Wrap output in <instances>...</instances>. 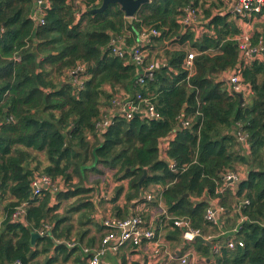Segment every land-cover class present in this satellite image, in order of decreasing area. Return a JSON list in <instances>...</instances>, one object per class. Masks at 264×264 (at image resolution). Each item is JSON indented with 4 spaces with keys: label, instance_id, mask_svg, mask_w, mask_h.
Masks as SVG:
<instances>
[{
    "label": "trees",
    "instance_id": "1",
    "mask_svg": "<svg viewBox=\"0 0 264 264\" xmlns=\"http://www.w3.org/2000/svg\"><path fill=\"white\" fill-rule=\"evenodd\" d=\"M37 1L48 3L43 24L31 18ZM230 1L149 0L126 18L117 4L92 12L102 0H0V264H87L82 249H93L97 238L84 245L81 217L74 222L59 209L68 195L97 191L85 173L103 170L113 181H128L127 203L159 188L171 217L167 240L181 243L174 218L189 220L203 238L216 234L210 245L197 238L184 245L182 252L191 248L200 264H264V61H241L237 18L225 13ZM186 7L201 11L203 34L178 25ZM144 27L161 30L149 49L159 66L139 86L135 65L110 49L120 41L131 47ZM259 42L264 20L253 24L251 43ZM189 50L191 76L183 69ZM78 66L83 71L74 73ZM238 68L251 91L243 102L225 79ZM120 91L151 99L161 119L135 117L97 131ZM181 121L188 127L178 130ZM239 166L246 178L238 174L233 190L223 176ZM40 175L78 185L34 198L31 182ZM115 191L120 196L123 188ZM211 206L222 208L218 226L205 220ZM32 234L39 235L34 242ZM231 237L243 246L228 249Z\"/></svg>",
    "mask_w": 264,
    "mask_h": 264
},
{
    "label": "built area",
    "instance_id": "2",
    "mask_svg": "<svg viewBox=\"0 0 264 264\" xmlns=\"http://www.w3.org/2000/svg\"><path fill=\"white\" fill-rule=\"evenodd\" d=\"M48 7V3L37 1V6L31 15V18L36 20L38 24H43V18L45 16V9ZM264 7V0H231L229 6L225 10V13L231 14L238 20L239 34L234 37L236 46L238 47L240 59L245 63L252 61H264V43L259 42L258 45L253 46L251 43L253 21L261 14ZM201 11L192 7H186L182 9L181 16L177 19V23L180 26L191 28L196 36L203 34L206 29L199 23V16ZM161 36V30L156 27L142 28V30L136 35L135 42L131 47L124 46L123 42H117L111 46L110 52L118 58L128 57L127 64L132 63L137 70L136 84L144 86L145 80L152 77L153 71L159 66L158 61L150 60V47L152 46V39ZM169 46V45H167ZM195 53L189 50L184 62L183 69L188 71V76L193 74V59ZM83 66H78L74 73L82 72ZM75 82V80H74ZM228 90L230 93H241L243 97H248L251 94L248 84L242 83L241 69L238 68L235 72L228 75ZM101 119L95 124L97 131H104L110 126L117 124L120 121L129 122L135 117H140L147 120L158 121L161 119L160 114L157 112L155 105L151 102V99L144 98L140 93H128L120 91L115 97L112 98L109 105L102 111ZM182 127H188V122L181 121ZM239 140L244 144V137L239 136ZM169 141H164L163 148L168 147ZM223 179L228 184L236 183L238 181V175L233 172H227ZM56 183V184H55ZM57 182L52 181L45 175L35 177L31 182V194L34 198H39L43 195V191H50L55 195L61 186L57 187ZM155 192H149L145 194V200L148 202L155 201L162 207L161 197L156 195ZM157 197V198H156ZM157 203V204H158ZM244 204H248L247 201ZM163 208V207H162ZM23 211L19 210L13 218H17ZM222 212L221 207H208L205 212V220L213 225H219L218 214ZM160 223L168 221L171 217L163 209ZM173 225L182 232L183 244H189L194 241L195 238L201 236L199 230L191 228L189 220L184 218H174ZM102 226L105 230L99 245L96 248L83 247V253L88 255L87 264H101L103 258L108 252H116L121 247L129 246L133 249H140L144 244H148L151 252V260L154 264H200L199 260L191 252L181 253L178 257L169 255L168 257L162 253V245L159 240L158 231L156 225L152 222H147L142 215H132L125 219H119L110 216L106 218ZM48 228V227H46ZM236 230H233V233ZM221 236L225 233L221 232ZM202 237V236H201ZM205 240L211 241L212 238L204 237ZM70 248H73L75 244L73 242L67 243ZM226 246L228 249H234L235 247H242L241 241H236L234 238H230ZM219 251V246L214 247V252ZM182 252V251H181ZM14 264H20L15 262Z\"/></svg>",
    "mask_w": 264,
    "mask_h": 264
},
{
    "label": "crops",
    "instance_id": "3",
    "mask_svg": "<svg viewBox=\"0 0 264 264\" xmlns=\"http://www.w3.org/2000/svg\"><path fill=\"white\" fill-rule=\"evenodd\" d=\"M264 17L256 18L253 21V24H255L258 21H263ZM237 23L238 20H237ZM171 48H178V45H171ZM228 78V75H225V79ZM239 177L241 179L246 178V171L242 169V167L239 166L238 168ZM110 185L108 187L101 186L95 190L99 191V195H94L93 197H86L88 195H91L92 193H84L77 196H71L68 195V197H64L61 201V207L59 209L60 212H67L66 214L76 222L79 217H81V224L83 225V230L86 232V237L84 239L83 244L86 245V241L90 237H96V243L95 246L92 248H96L99 245V239L100 235L104 234L105 230H102V223L106 218H109L110 216L116 217L119 219H125L132 215H142L145 220L148 222H152L154 225H156V229L158 231L159 240L162 245V253L165 256L172 255L174 257H178L184 248L183 241L181 239V243L178 244L176 241H170L167 240V224L168 221H164L163 223H160V219L162 217L163 209L165 208L162 204V207L160 204L155 203V201L148 202L145 200V198L141 197L142 201L133 200L130 203H127L125 192L127 190L128 181L122 180V181H111ZM234 183H232V188L234 187ZM121 187L123 188V193L120 196H116V188ZM225 186L219 188L220 191H223ZM156 189L159 188H152L149 192H156ZM234 190V188H233ZM147 192V193H149ZM69 194V193H68ZM81 196V197H80ZM85 196V197H82ZM157 198V197H156ZM82 199L83 201H81ZM79 200V201H77ZM55 203V202H51ZM57 203V201H56ZM75 203V206H74ZM88 203V205H85ZM2 221V216L0 214V223ZM79 225V224H78ZM169 229H171L169 227ZM75 233V232H74ZM79 231H76V234H78ZM73 235V233H72ZM74 236V235H73ZM215 241L218 240V236L210 235L208 236ZM87 246V245H86ZM90 248V247H89ZM192 253L194 254L193 250L191 248L186 249L184 253ZM151 252L150 247L148 244H144L140 247V249H133L129 246L121 247L116 252H108L105 257L103 258V261L101 264H154V262L151 260ZM195 255V254H194ZM181 256V255H180Z\"/></svg>",
    "mask_w": 264,
    "mask_h": 264
},
{
    "label": "water",
    "instance_id": "4",
    "mask_svg": "<svg viewBox=\"0 0 264 264\" xmlns=\"http://www.w3.org/2000/svg\"><path fill=\"white\" fill-rule=\"evenodd\" d=\"M149 0H102V3L99 8L93 10L94 13L103 12L110 4H117L120 7V10L124 13L126 18H132L135 12L139 9V7L145 3H148ZM236 96L240 99V102H243V96L241 93H237ZM182 128L181 122L179 123L178 130ZM147 171L144 169L143 175L139 180V184L146 178ZM38 234H32V242L38 237ZM197 239L201 241H205L208 245H210V241L205 240L203 237L198 236Z\"/></svg>",
    "mask_w": 264,
    "mask_h": 264
},
{
    "label": "rangeland",
    "instance_id": "5",
    "mask_svg": "<svg viewBox=\"0 0 264 264\" xmlns=\"http://www.w3.org/2000/svg\"><path fill=\"white\" fill-rule=\"evenodd\" d=\"M205 2L207 3V4H209L210 2H212V0H205ZM43 3H47V2H43ZM166 45H169V43L168 42H166ZM153 54H155V53H153ZM40 160H43V157H40ZM104 172H103V175L101 174V175H97V174H95V173H90V172H86L85 173V175L87 176V179L86 180H88L87 182H86V185H92V184H90V183H93V184H95L96 182L98 183V188L99 187H101V186H106V187H108L109 185H110V183H112L111 181L113 180V176H112V172L111 171H108V170H103ZM235 174H239V172H237V173H235ZM240 175V174H239ZM73 182H76V183H79V177H77V176H75V178L72 180ZM56 182H57V187L59 188L60 186H61V189H65V187H67V188H69V187H73V188H75L76 187V185H78V184H72L71 182H69V183H66L63 179H61V178H58V179H56ZM56 184V183H55ZM99 193V191H93V193L91 194V195H89L90 197H93L94 195H99L98 194ZM89 196H86V197H89ZM212 231V228L211 227H209L208 229H207V234H212V233H210Z\"/></svg>",
    "mask_w": 264,
    "mask_h": 264
}]
</instances>
